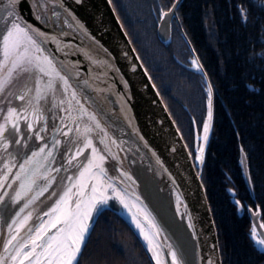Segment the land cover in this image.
<instances>
[{
    "label": "water",
    "instance_id": "1",
    "mask_svg": "<svg viewBox=\"0 0 264 264\" xmlns=\"http://www.w3.org/2000/svg\"><path fill=\"white\" fill-rule=\"evenodd\" d=\"M43 2L48 4L42 18H46L47 23L36 19V15L40 13H33L32 0H22V14L30 23L41 27L60 41L58 45L56 39H49L45 43L46 51L58 57L56 67L68 77L71 88L76 91L75 99L79 100L80 105L88 112L95 114L96 119L107 130L109 138H114L119 144V147L112 146L118 159L110 156L105 166L109 169L110 175L120 176L125 180L128 191L140 197L137 203L147 205L155 217L161 229L156 240L160 244L162 255L170 264L171 256L168 254L167 246L172 244L186 264H210V261L211 264H223L218 227L202 180V169L214 128L215 92L192 44L190 43L191 50L202 65L203 72H200L204 76L206 86L208 88L210 83L213 90V119L208 142L203 145L205 148L203 163L192 154L182 131L118 16L112 0L111 3L109 0H43ZM182 2L183 0H176L175 8L173 9V6L170 8L173 10L169 15L161 16L157 33L164 44L172 41L173 21L175 18L178 19L177 10ZM3 3H6V0H0V7ZM53 12H59L60 17L53 16ZM73 13L76 19L83 23L87 32L78 28L76 20L72 17ZM2 23L0 21V24ZM25 83L32 86L34 78L21 77L13 85L12 90L18 93ZM68 95L63 92L62 81H57V98L67 99ZM2 98L0 96V99ZM22 103L18 99H13V106L19 107ZM80 105L73 101V108L69 109L72 116L77 115L74 109ZM46 107L50 109L51 105ZM67 107L65 103L45 112L48 116V127L41 133L45 137L43 141L35 136L41 124H37L34 130H28L25 127L26 122L22 121L21 130L31 132L32 139L25 136L27 145L21 140L19 144L10 145L7 151L0 149V175L7 171L5 163L9 161L8 153L15 157L12 162L16 165L0 187V197H3L0 200V252L9 238L8 225L24 204L36 195L34 190L18 201L13 199L20 182L14 181L12 177L19 171V165L24 159L30 157L32 152L37 151L43 144H48L51 148L53 136L63 141L57 145V151L46 165L49 168L61 169L59 172L49 173L57 177L56 183L21 213L20 219L29 211L32 212V218L20 230L19 235L22 238L27 237L29 228H35L46 219L42 214L47 212L54 202L55 198L50 200L49 197L52 192L58 191L60 178L63 177L64 183L67 184V177L75 173V169L66 163L67 149L75 137L76 127L65 112ZM60 117H65L63 124ZM2 118L0 115V119ZM87 122L86 118L77 121L81 127ZM54 128H61L63 132L73 128V132L63 135L62 132H54ZM92 135L97 147L103 149V145L99 143L102 133L97 130ZM14 139L21 138L17 135ZM74 151L73 148V153ZM86 153L90 154V150H86ZM244 162L246 166V161ZM120 169L129 173L131 179L124 177ZM45 183L47 181L43 177L37 180L40 186ZM177 193L180 195L179 203ZM124 209L118 212L141 240L152 264H156L146 242L128 220ZM255 219L259 222L258 214ZM96 220L97 218L95 222ZM260 230L264 232L263 229Z\"/></svg>",
    "mask_w": 264,
    "mask_h": 264
},
{
    "label": "trees",
    "instance_id": "2",
    "mask_svg": "<svg viewBox=\"0 0 264 264\" xmlns=\"http://www.w3.org/2000/svg\"><path fill=\"white\" fill-rule=\"evenodd\" d=\"M175 1L112 0L186 142L194 122L201 127L207 119L204 76L185 64L195 58L192 44L215 92L202 180L223 264H264V249L250 234L254 216L264 219V0H183L172 41L164 44L157 20ZM118 211L120 205L97 218L80 264H152Z\"/></svg>",
    "mask_w": 264,
    "mask_h": 264
},
{
    "label": "snow or ice",
    "instance_id": "3",
    "mask_svg": "<svg viewBox=\"0 0 264 264\" xmlns=\"http://www.w3.org/2000/svg\"><path fill=\"white\" fill-rule=\"evenodd\" d=\"M21 3L22 0H6V3L0 7V21L3 22L0 24V96L3 97L0 99V105H2L0 106V115L3 117L0 119V149L7 151L10 145L19 144L21 140H24L27 145L25 136L27 139H32L31 132L26 133L21 130L22 121L26 122L25 127L28 130H34L37 124H41L39 130L35 132V136L43 141L45 137L41 133L45 132L48 127V116L45 115V112L67 103L68 107L65 112L68 113V118L72 119L76 127L74 129L75 137L67 149L66 163L75 169V173L67 177V184L64 183L63 177L60 178L58 191L52 192L49 197L50 200L55 198L54 202L51 203L48 211L42 214L46 219H43L35 228H29L27 237L22 238L19 235L20 230L32 218V212L29 211L20 219L21 213H24L30 204L56 183L57 177L49 173L59 172L61 169L49 168L46 165L49 158L57 151V145L63 141L53 136L51 148L48 144H43L19 165V171L12 177L14 181L20 182L19 189L13 199L18 201L34 190L36 195L24 204L16 213L12 223L8 225L9 238L4 244L3 251L0 252V264H80L79 258L90 237L95 218L103 215L105 211L112 210L109 201L113 198L119 201L120 205L131 214L132 222L146 242L156 264H169L162 255V249L156 240L161 229L155 217L148 210L147 205L137 203L140 197L136 193L128 191L125 180L120 176L110 175L109 169L105 166L110 156L118 159L112 146L119 147V144L114 138H109L107 130L102 127L95 114L88 112L80 105L79 100L75 99L76 91L71 88L68 77L56 67L58 57L48 53L45 48V43L49 39L56 38L25 19ZM60 6L63 7V4ZM47 9L48 4L43 0H32L33 13H40L36 15L37 20L47 23L46 18L42 19ZM173 9L168 11L161 9V16L167 17ZM53 16L59 18L60 13L53 12ZM72 17L76 20L78 28L87 32L83 23L76 19L74 13ZM244 18L247 19L246 15ZM65 23H67V19H65ZM93 39L95 38L93 37ZM56 43L59 45L60 41L56 39ZM192 66L203 72L198 59L192 60ZM145 71L147 70L145 69ZM21 77L34 78V83L32 86L25 83L17 93L12 90V87ZM57 81H62L63 92L69 94L67 99L57 98ZM49 95H51V99H49ZM207 95V119L203 123L205 145L209 139L213 119V90L210 83ZM13 99H18L23 103L19 107L13 106ZM73 101L80 105L79 108L74 109L77 113L76 116H72L69 112V109L73 108ZM49 104L51 105L50 109L46 107ZM83 118H86L88 122L81 127L77 121H82ZM60 119L63 124L65 117H60ZM53 130L62 132L63 135L73 132V128H68L67 132H63L61 128ZM97 130L102 133L99 143L103 145V149L98 148L94 142L92 133ZM17 135L20 136V140L14 139ZM197 138L199 139V137ZM73 148L75 149L74 153ZM86 150H90V154H87ZM204 151L203 145L197 148V159L201 163L204 160ZM8 156L9 161L5 163L7 171L0 175V187L3 186L12 168L16 166L12 162L15 157L11 153H8ZM241 162H243V157ZM64 170L67 171V169ZM120 171L124 177L131 179L129 173L123 172V169ZM40 177L47 181L43 186L37 184ZM249 179H251L250 175ZM8 186L11 187V185ZM230 191L234 196L236 195L235 190ZM2 199L3 197H0V200ZM179 199L180 195L177 193L178 203ZM236 204L242 209L245 207L239 199L236 200ZM260 229H264V219L257 222L254 216L250 234L255 243L264 248V232L259 231ZM167 248L168 254L171 256L170 264H186L172 244H168Z\"/></svg>",
    "mask_w": 264,
    "mask_h": 264
},
{
    "label": "rangeland",
    "instance_id": "4",
    "mask_svg": "<svg viewBox=\"0 0 264 264\" xmlns=\"http://www.w3.org/2000/svg\"><path fill=\"white\" fill-rule=\"evenodd\" d=\"M187 65L188 68L190 69H193L191 63L189 62L188 64L185 63ZM183 86V85H182ZM178 98V97H177ZM197 122H194L193 124V131H192V138H189L188 142L189 144L191 145V148L192 150L194 151L193 153L195 158H197V148L201 145H204V142H203V125L201 127L198 126V124H196ZM214 129V128H213ZM187 137V136H186ZM199 137V139L197 138ZM211 141V140H210ZM210 144V143H209ZM209 147V146H208ZM208 150V149H207ZM207 153V152H206ZM110 202V205H112V207L118 209L119 207V202L116 200V199H113ZM261 231V230H259ZM257 245V244H256ZM258 247H260L259 245H257ZM261 248V247H260ZM261 249H264V248H261Z\"/></svg>",
    "mask_w": 264,
    "mask_h": 264
},
{
    "label": "bare ground",
    "instance_id": "5",
    "mask_svg": "<svg viewBox=\"0 0 264 264\" xmlns=\"http://www.w3.org/2000/svg\"><path fill=\"white\" fill-rule=\"evenodd\" d=\"M161 19V17H160ZM160 19L157 20V31H158V26H159V22H160ZM158 34V33H157ZM159 38V37H158ZM160 40V39H159ZM161 41V40H160ZM125 210V215L126 217L128 218V220L135 226V224L132 222V219H131V214L127 211V209H124ZM137 229V228H136ZM138 230V229H137ZM139 231V230H138Z\"/></svg>",
    "mask_w": 264,
    "mask_h": 264
},
{
    "label": "flooded vegetation",
    "instance_id": "6",
    "mask_svg": "<svg viewBox=\"0 0 264 264\" xmlns=\"http://www.w3.org/2000/svg\"><path fill=\"white\" fill-rule=\"evenodd\" d=\"M177 18H175L174 19V21H173V27H174V23H175V20H176ZM187 144H188V146H189V148H190V150H191V152H192V154H193V150H192V148H191V145L189 144V142H187ZM194 155V154H193Z\"/></svg>",
    "mask_w": 264,
    "mask_h": 264
}]
</instances>
